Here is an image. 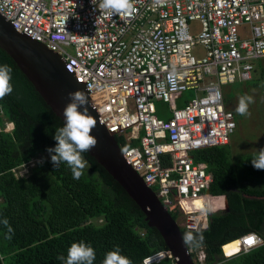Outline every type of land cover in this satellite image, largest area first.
Wrapping results in <instances>:
<instances>
[{"label": "built area", "instance_id": "1", "mask_svg": "<svg viewBox=\"0 0 264 264\" xmlns=\"http://www.w3.org/2000/svg\"><path fill=\"white\" fill-rule=\"evenodd\" d=\"M131 3V14L109 17L99 9V0H0V14L60 57L109 136L138 141L121 151L125 162L164 211L176 214L179 229L201 231L208 215L223 208L208 205L215 201L208 194L212 177L203 163H194L193 152L227 145L233 134V116L216 93L220 86L250 80L253 61L264 58V0ZM192 22L199 25L196 34L189 30ZM196 46L204 51L200 59L192 54ZM185 91L193 97L175 107ZM157 100L166 104L167 118L155 115ZM13 128L7 120L0 126L5 132ZM42 160L32 158L11 171L15 177L27 176ZM197 200L201 204L195 208ZM250 234L239 237L234 254L261 244L249 245ZM187 253L193 263L203 264L200 249ZM162 259L175 264L164 249L141 262Z\"/></svg>", "mask_w": 264, "mask_h": 264}, {"label": "trees", "instance_id": "2", "mask_svg": "<svg viewBox=\"0 0 264 264\" xmlns=\"http://www.w3.org/2000/svg\"><path fill=\"white\" fill-rule=\"evenodd\" d=\"M0 65L12 68L13 87L0 99V126L4 120L14 126L11 132L0 130V264H64L57 257L66 259L74 242L95 250L93 264H102L106 253L117 247L132 264L166 250L134 202L87 152L81 153L87 166L78 180L66 163L54 167V153L47 149L56 147L53 137L63 123L1 49ZM114 140L120 151L138 145L119 136ZM41 155L44 159L27 176L15 177L12 168ZM253 158L232 161L228 144L193 152L194 163H203L211 174L208 194L223 197L226 204L225 210L208 215L204 230L189 233L178 228L188 249H202L203 264H264V242L230 258L221 253L223 246L248 232L264 241V170L253 168ZM168 215L176 219L175 213ZM187 234L193 238L188 243Z\"/></svg>", "mask_w": 264, "mask_h": 264}, {"label": "water", "instance_id": "3", "mask_svg": "<svg viewBox=\"0 0 264 264\" xmlns=\"http://www.w3.org/2000/svg\"><path fill=\"white\" fill-rule=\"evenodd\" d=\"M0 49L15 62L53 115L64 124L63 110L71 102L68 94L84 90L66 73L60 57L45 45L15 30L1 14ZM84 93L86 95L85 91ZM84 107L88 108L89 115L96 120L90 135L97 140V144L87 151L88 156L134 202L145 225L157 232L166 250L175 259V264H193L174 221L164 211L153 191L144 185L142 179L125 162L114 138L100 126L89 101ZM79 110L82 111L83 108Z\"/></svg>", "mask_w": 264, "mask_h": 264}, {"label": "clouds", "instance_id": "4", "mask_svg": "<svg viewBox=\"0 0 264 264\" xmlns=\"http://www.w3.org/2000/svg\"><path fill=\"white\" fill-rule=\"evenodd\" d=\"M92 3L94 4L95 0H92ZM98 7L109 17L118 14H131L133 11L131 0H99ZM11 73V67L0 65V99H3L6 95H10L13 91L10 83L12 79ZM216 95L219 97V92ZM68 98L71 102L63 110L64 124L62 127L56 129L53 137L57 142L56 147L47 149V151L50 154L54 153L51 155V162L54 167L59 166L62 162L66 163L72 172L73 179L78 180L83 175V169L87 166L81 153L89 151L97 144V140L90 135L91 130L96 125V120L89 115L88 108L84 107L88 103L84 91L78 90L69 93ZM249 103H251V97L241 96L236 112L239 115H247ZM81 108H83L82 111L79 110ZM251 164L256 170H264V148H260L257 151L255 158L251 160ZM4 223L7 224V221L5 220ZM248 238H251L253 243L264 242L260 241V238L254 233L250 234ZM192 239L190 234L184 237L186 243L192 241ZM230 257L232 256H225L224 258ZM57 259L64 261V264H93L95 250L84 242H74L67 250L66 259L64 256H58ZM102 264H132V261L121 255L117 247L114 251L106 253Z\"/></svg>", "mask_w": 264, "mask_h": 264}, {"label": "rangeland", "instance_id": "5", "mask_svg": "<svg viewBox=\"0 0 264 264\" xmlns=\"http://www.w3.org/2000/svg\"><path fill=\"white\" fill-rule=\"evenodd\" d=\"M189 30L192 34H196L199 31V25L196 22H192L189 24ZM68 52L70 51L68 50ZM192 54L196 59H200L204 55L203 48L200 46L194 47ZM219 93L223 107L231 113L235 122L233 134L229 137L228 142L231 160L234 161L246 156L250 158L256 156L257 151L260 148H264V114H262L264 106V58L253 61V71L250 80L245 82L234 81L232 84L220 86ZM241 96L251 97L247 115H239L236 112ZM180 97L188 100L193 97V92L185 91L181 93ZM153 107L157 117H167L168 111L165 103L159 100L153 101ZM40 157L44 159L42 155ZM174 221L177 223L176 219ZM221 253L225 257L222 250Z\"/></svg>", "mask_w": 264, "mask_h": 264}, {"label": "bare ground", "instance_id": "6", "mask_svg": "<svg viewBox=\"0 0 264 264\" xmlns=\"http://www.w3.org/2000/svg\"><path fill=\"white\" fill-rule=\"evenodd\" d=\"M215 201L214 202H208V205H210V207H211V206H213V204H215L217 206H214V207H218L219 209H222L223 206H224V202L222 201V198H215ZM196 203L201 204V201L197 200V201L194 202V207L195 208L200 206V205H197ZM237 245H238L237 242L234 241V242H232L230 244H227V245L223 246L222 247V251H223L224 255L226 257H228V256L236 253L237 252Z\"/></svg>", "mask_w": 264, "mask_h": 264}, {"label": "crops", "instance_id": "7", "mask_svg": "<svg viewBox=\"0 0 264 264\" xmlns=\"http://www.w3.org/2000/svg\"><path fill=\"white\" fill-rule=\"evenodd\" d=\"M181 96V95H180ZM179 96V98L174 102V106L175 107H177V105L179 104V106L181 107L182 106V104H183V102L185 101V99H182L181 97ZM166 108H167V106H166ZM225 109V108H224ZM167 117H168V115H167ZM167 117H164V118H167ZM213 198H222L223 199V201H224V206H225V200H224V198L223 197H213ZM224 206H223V209H224ZM188 249V248H187ZM197 250V249H196ZM201 251H202V249H200ZM203 252V251H202Z\"/></svg>", "mask_w": 264, "mask_h": 264}, {"label": "snow or ice", "instance_id": "8", "mask_svg": "<svg viewBox=\"0 0 264 264\" xmlns=\"http://www.w3.org/2000/svg\"><path fill=\"white\" fill-rule=\"evenodd\" d=\"M249 245L253 244V240L251 238H248V240L246 241Z\"/></svg>", "mask_w": 264, "mask_h": 264}]
</instances>
